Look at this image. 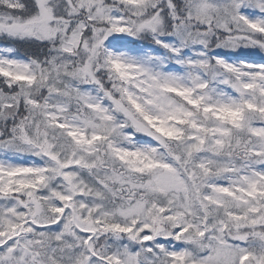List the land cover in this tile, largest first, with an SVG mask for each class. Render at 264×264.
<instances>
[{
	"label": "snow or ice",
	"instance_id": "snow-or-ice-1",
	"mask_svg": "<svg viewBox=\"0 0 264 264\" xmlns=\"http://www.w3.org/2000/svg\"><path fill=\"white\" fill-rule=\"evenodd\" d=\"M0 264H264V0H0Z\"/></svg>",
	"mask_w": 264,
	"mask_h": 264
}]
</instances>
